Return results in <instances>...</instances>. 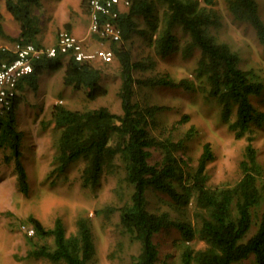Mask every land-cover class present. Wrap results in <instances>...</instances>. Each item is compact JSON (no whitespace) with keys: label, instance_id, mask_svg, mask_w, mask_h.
I'll return each instance as SVG.
<instances>
[{"label":"trees","instance_id":"16d2710c","mask_svg":"<svg viewBox=\"0 0 264 264\" xmlns=\"http://www.w3.org/2000/svg\"><path fill=\"white\" fill-rule=\"evenodd\" d=\"M158 2L166 6L162 16L156 13ZM40 3L41 0H6L8 11L20 22V32L17 36L8 34L0 12V35L17 44L41 45L40 18L32 8ZM212 3L213 0H131L119 18L123 39L111 43L115 53L113 61L82 62L62 56L39 59L34 71L19 81V92L10 107H0V148L10 149L6 160H14L20 189L28 193L30 183L22 159V131L17 126L18 108L23 99L21 91L38 90L44 70L57 69L65 62V84L86 87L87 96L96 99L108 91L101 83L103 69L118 62L122 77L119 91L122 112L105 105L85 110L62 103L53 105V120L61 129L56 161L57 168L63 171L74 161L84 159L82 178L88 186L98 183L105 169L113 165L117 156L121 157L126 177L134 185L131 200L121 208V222L141 244L136 264H234L251 256L256 264H264V168L250 133L253 126L264 122V112L252 100L253 96L264 92V81L251 69L240 66V55L228 42L218 41L210 33L209 28L219 23L218 14L210 6ZM227 3L236 18L255 27L264 45V18L259 2L227 0ZM138 16L156 33L151 38L153 56H169L181 48L175 31L177 26L189 34L181 48L183 53L190 55L195 49L201 52L194 76L176 79L170 73L157 72L136 78V70H147L155 65L153 56L134 61L131 50L125 45L137 28ZM140 32L147 34L148 30L140 29ZM15 57L14 49L0 47V64ZM135 83L140 87H209V95L218 100L222 117L236 137L247 135L248 144L241 161L242 177L233 185L209 184L208 165L216 157L210 141L203 144L197 164L186 173L183 166L186 161L179 154L186 147L185 139L175 140L170 135L160 137L153 133L150 123L159 107L142 105L135 100ZM193 129L194 126L189 130L190 136ZM154 150L162 152L161 160L151 161ZM150 189L165 191L182 215L172 217L169 210H151ZM29 221L38 237L54 238L52 245L44 243L31 250L32 255L56 264H89L96 247L88 216H80L77 230L70 234L61 217L53 227H47L33 214ZM255 225L257 229L251 234ZM172 228L178 231V236L173 238L175 252L164 253L156 235ZM200 241L203 245L197 246Z\"/></svg>","mask_w":264,"mask_h":264},{"label":"rangeland","instance_id":"374dc122","mask_svg":"<svg viewBox=\"0 0 264 264\" xmlns=\"http://www.w3.org/2000/svg\"><path fill=\"white\" fill-rule=\"evenodd\" d=\"M66 1L69 2L71 10L79 12L77 15L72 11V19H79V15L85 19L79 6L80 0H41L40 5L32 6L33 12L38 13L40 18L38 38L43 37L44 41H50V36L46 34L47 29L51 25H58L62 6ZM257 1L264 18V0ZM84 5L87 7V0ZM210 6L219 16V23L209 28L210 33L218 41L228 42L239 53L240 66L251 69L264 81V45L260 42L255 27L236 18L229 9L227 0H213ZM165 7L164 3L158 2L156 13L162 16ZM0 12L6 32L11 36L18 34L20 22L10 15L6 0H0ZM136 20L137 28L125 41V45L131 50L134 61L146 60L153 56L151 38L156 33L148 29L143 17L138 16ZM85 22L84 26L83 23L76 26L78 31H87V20ZM140 29H147L148 33L143 34ZM175 31L182 48L189 34L180 26ZM58 32L56 30L55 34ZM0 47L16 49L17 43L0 35ZM181 48L169 56H153L155 65L147 70H136V78L157 72L170 73L176 79L194 76L200 49L185 55ZM65 68L64 62L57 69H45L38 90L27 88L21 91L23 99L18 108L17 126L22 131V159L30 183L28 193L20 189L14 160H6L10 149L0 148V264H56L47 258L31 254V250L44 243H54L52 236L44 239L35 234L29 221L32 214L40 218L47 227H53L56 219L61 217L68 234L77 230V219L80 216H88L96 247L89 264H136L141 244L127 232L121 222V208L131 200L134 191V185L126 177L124 161L117 156L113 165L105 169L100 181L88 186L84 185L82 178L84 159L74 161L63 171L59 170L56 154L61 129L57 127L52 116L55 103L82 110L105 105L113 111L122 112L119 94L122 77L119 64L115 61L103 69L101 83L108 91L96 99L87 96L86 87L76 88L65 84ZM135 89V100L142 105L159 107L150 123L153 133L160 137L170 135L175 140L185 139L186 147L179 154L187 162L183 163L186 173L197 164L203 144L210 141L216 157L208 165L209 184L233 185L242 177L241 161L248 144L247 135L236 137L229 123L222 117L218 100L209 95V87L206 90L201 87L187 89L172 85L140 87L135 83ZM252 100L264 112V92L253 96ZM185 115L187 117L184 118ZM192 126L194 133L190 136L189 130ZM250 133L254 136L259 160L264 168V122L253 126ZM162 156L160 150H154L151 161L161 160ZM148 200L151 210H169L172 217L182 215L171 204V197L163 190L150 189ZM256 229L257 225L253 227L251 234ZM176 236L178 231L174 228L156 235V240L162 242L164 253L175 252L173 238ZM202 245V241L197 244ZM234 264L256 263L251 256Z\"/></svg>","mask_w":264,"mask_h":264},{"label":"built area","instance_id":"2783aa9c","mask_svg":"<svg viewBox=\"0 0 264 264\" xmlns=\"http://www.w3.org/2000/svg\"><path fill=\"white\" fill-rule=\"evenodd\" d=\"M130 3L131 0H88L89 39L68 28H62L52 44H17L14 49L16 57L0 64V107H10L19 92V81L34 71L35 62L39 59L62 56L66 60L74 58L82 62L96 59L113 61L115 53L111 43L123 39L119 18Z\"/></svg>","mask_w":264,"mask_h":264},{"label":"crops","instance_id":"0c3cea01","mask_svg":"<svg viewBox=\"0 0 264 264\" xmlns=\"http://www.w3.org/2000/svg\"><path fill=\"white\" fill-rule=\"evenodd\" d=\"M80 1H81V3L79 4V6H80V9L82 11V14L85 15V19L84 18L82 19V15H79V19H75V20L72 19V11H74L75 14L77 13V15L79 14V12L76 10H71L69 2L66 1V3H64V6H62L63 8H62V11L60 14V21L58 22V25L49 26V28L47 29V32L45 29L46 34H48L50 36V41H44L43 37L39 38L41 40L42 44H52L56 40V37H57V35L55 34V31L60 30L62 26H65V28L69 27L68 29L72 30L74 33H76L77 35H79L81 37H84L86 39L91 38L90 23H89V20H90L89 15L90 14H89L87 7L84 5L85 0H80ZM42 9H43V6H42ZM36 14H38V13H36ZM10 15H12V14L10 13ZM85 20H87L88 27H87V31L85 33H83L81 30L78 31L76 26L78 24H81V23H83L82 25L84 26L86 24ZM18 34H16L15 36H17ZM43 34H44V32H43ZM42 36H44V35H42ZM45 40H46V38H45Z\"/></svg>","mask_w":264,"mask_h":264}]
</instances>
